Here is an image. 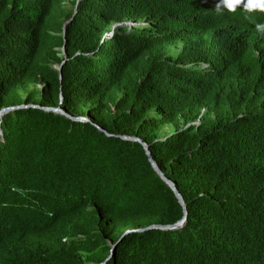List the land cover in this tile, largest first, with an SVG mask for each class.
<instances>
[{
  "label": "trees",
  "instance_id": "obj_1",
  "mask_svg": "<svg viewBox=\"0 0 264 264\" xmlns=\"http://www.w3.org/2000/svg\"><path fill=\"white\" fill-rule=\"evenodd\" d=\"M77 1L0 0V110L89 120L2 116L0 264H264V36L218 0ZM119 136L181 228L135 232L184 210Z\"/></svg>",
  "mask_w": 264,
  "mask_h": 264
},
{
  "label": "water",
  "instance_id": "obj_2",
  "mask_svg": "<svg viewBox=\"0 0 264 264\" xmlns=\"http://www.w3.org/2000/svg\"><path fill=\"white\" fill-rule=\"evenodd\" d=\"M68 22L69 21H66L64 23V26L66 24H68ZM136 25H139V24H136L135 22H122V23L114 24L112 28L115 29L116 27H121V26H127V27L130 28V27L136 26ZM110 35H111V33H110ZM62 53H63V55L65 54L63 47H62ZM62 65H63V63H61L59 66L55 67L58 70L59 74H61ZM25 108H36V109H41V110L46 111V112H52V113H56V114H61V115L65 116L68 119H71L73 121H78V122H88L89 121L87 118H84V117H73V116L69 115L68 113H66L60 107L52 108V107H40V106H36V105H18V106H10V107L2 108L0 110V120H1L2 116L6 115L9 112H12V111L18 110V109H25ZM195 123H197V122H195ZM94 126L99 131L105 133L107 136H110L108 133H106V131H104L99 126H97V125H94ZM1 136H2V130L0 128V137ZM119 137L121 139H123V140L137 142V143H139L142 146L151 168L159 176V178L171 189V191L175 195L176 199L178 200V203L183 207V210H184L183 218L181 220H179L177 223L173 224V225H151V226H148L146 228H141V229L135 230V232H143V231H146V230H149V229H160V230H167L168 231V230H175V229L181 228L186 222L187 213H186V210H185V207H184V203H183L182 197L178 193L174 183L171 182L169 179H167L165 177V175L159 170L158 166L156 165L155 161L153 160V158H152V156H151V154H150V152L148 150V146L141 139H139L137 137H128V136H119ZM129 232H130V230L125 231L123 235L128 234ZM114 252H115V245H113L111 247L110 254H109L108 258L105 260V262L114 254ZM105 262L100 263V264H105Z\"/></svg>",
  "mask_w": 264,
  "mask_h": 264
},
{
  "label": "clouds",
  "instance_id": "obj_3",
  "mask_svg": "<svg viewBox=\"0 0 264 264\" xmlns=\"http://www.w3.org/2000/svg\"><path fill=\"white\" fill-rule=\"evenodd\" d=\"M215 11L217 14H223L224 11L229 14L241 12L243 18L254 23L255 30L264 36V23L256 22L258 15L264 14V0H218L215 4Z\"/></svg>",
  "mask_w": 264,
  "mask_h": 264
},
{
  "label": "rangeland",
  "instance_id": "obj_4",
  "mask_svg": "<svg viewBox=\"0 0 264 264\" xmlns=\"http://www.w3.org/2000/svg\"><path fill=\"white\" fill-rule=\"evenodd\" d=\"M64 7L67 8L68 10H70V9H71V4L66 3V4L64 5Z\"/></svg>",
  "mask_w": 264,
  "mask_h": 264
}]
</instances>
